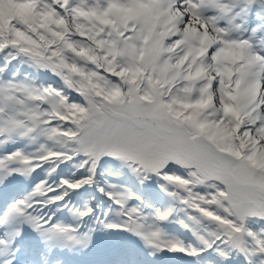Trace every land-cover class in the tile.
<instances>
[{
	"label": "snow or ice",
	"instance_id": "1",
	"mask_svg": "<svg viewBox=\"0 0 264 264\" xmlns=\"http://www.w3.org/2000/svg\"><path fill=\"white\" fill-rule=\"evenodd\" d=\"M0 264H264V0H0Z\"/></svg>",
	"mask_w": 264,
	"mask_h": 264
}]
</instances>
